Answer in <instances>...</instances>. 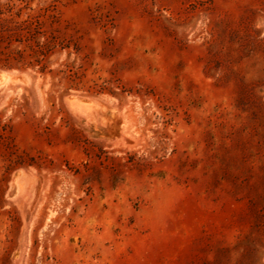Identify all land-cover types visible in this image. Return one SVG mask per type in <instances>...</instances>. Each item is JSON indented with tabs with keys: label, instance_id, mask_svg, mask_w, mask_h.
Returning <instances> with one entry per match:
<instances>
[{
	"label": "rangeland",
	"instance_id": "rangeland-1",
	"mask_svg": "<svg viewBox=\"0 0 264 264\" xmlns=\"http://www.w3.org/2000/svg\"><path fill=\"white\" fill-rule=\"evenodd\" d=\"M28 17L55 48L43 76L0 61L26 74L0 264H264V0H0Z\"/></svg>",
	"mask_w": 264,
	"mask_h": 264
},
{
	"label": "trees",
	"instance_id": "trees-1",
	"mask_svg": "<svg viewBox=\"0 0 264 264\" xmlns=\"http://www.w3.org/2000/svg\"><path fill=\"white\" fill-rule=\"evenodd\" d=\"M42 27L43 22L38 17H28L12 27L0 26V39L7 50L2 52L0 61L5 67L30 69L42 76L51 73L47 70V59L55 48V36L46 37ZM13 43H17V47H12Z\"/></svg>",
	"mask_w": 264,
	"mask_h": 264
},
{
	"label": "bare ground",
	"instance_id": "bare-ground-1",
	"mask_svg": "<svg viewBox=\"0 0 264 264\" xmlns=\"http://www.w3.org/2000/svg\"><path fill=\"white\" fill-rule=\"evenodd\" d=\"M25 76L26 74H19L15 75L14 72L11 71H2L0 70V90L10 91L11 87L13 86L14 82H20L22 84H25ZM75 97H71L70 101L73 103L75 100ZM78 99V98H77ZM79 103H83L86 100L85 99H78ZM16 190L18 191L20 189V186L18 185L17 181L15 182Z\"/></svg>",
	"mask_w": 264,
	"mask_h": 264
},
{
	"label": "water",
	"instance_id": "water-1",
	"mask_svg": "<svg viewBox=\"0 0 264 264\" xmlns=\"http://www.w3.org/2000/svg\"><path fill=\"white\" fill-rule=\"evenodd\" d=\"M17 74H22V73H17Z\"/></svg>",
	"mask_w": 264,
	"mask_h": 264
}]
</instances>
